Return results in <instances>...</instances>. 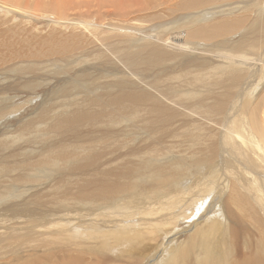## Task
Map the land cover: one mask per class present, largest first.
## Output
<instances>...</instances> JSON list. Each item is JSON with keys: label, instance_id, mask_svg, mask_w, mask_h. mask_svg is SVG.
<instances>
[{"label": "bare ground", "instance_id": "1", "mask_svg": "<svg viewBox=\"0 0 264 264\" xmlns=\"http://www.w3.org/2000/svg\"><path fill=\"white\" fill-rule=\"evenodd\" d=\"M207 1L208 0H0V27L2 28L1 25L7 26L6 31L0 29V38H3L1 41H6L5 45H1L0 43V47L6 50H15L18 46H30V42H26L23 38L21 39V36L16 44H12L9 41L11 34L14 36L17 34L22 35L20 28L24 25L27 27H35L37 30L48 28L50 25L46 26L43 24L40 28L38 25L42 24V18L51 19L52 24L55 25V29L48 33L46 39H40V44H38L48 49L47 54L43 53L40 56L30 54L33 59H39V57L42 59L45 58L44 63L46 64L50 60L49 58L56 57V51L58 50L52 47L50 43L60 44L61 40L58 38V34L69 27L73 29V33L71 32V38L73 40H79V42L77 41L79 45L84 41V39L82 41L81 38L86 37L88 34L89 36H92V39L95 36H98L97 38H99V34L101 33L100 30L104 32H114L113 34L115 35V38L116 36L118 38L119 35L123 36L125 33L136 35L135 33L137 29H139L138 31L140 32L142 30L140 29L141 26H139L140 28L136 26H134L135 28H132L133 23L137 20H145L146 17H150L149 19H156L158 18V16H155L156 13L165 14L172 12L173 8L178 10V5H180V11L184 12L189 6L203 5ZM220 1L221 0H214V3ZM257 7H260V5ZM257 7L256 11L259 12V15L264 14V6H262L263 9ZM217 8L218 6L216 9ZM176 13L168 17V19L172 20L171 25H174L172 26L173 33L176 32L174 31L176 28H184L196 21L200 22L202 18L207 21L209 18L206 17L214 14L213 11L205 14H203L204 12L199 11L183 16L179 19L177 18ZM21 19L26 21L22 23L20 21ZM188 19V24L184 23ZM219 24L217 25L219 26ZM215 25L210 27L217 28ZM230 25L231 24H229V26ZM227 26L228 25L225 27ZM258 27L260 32L264 34V18L262 19V24ZM208 28L209 27L207 26L203 31ZM168 29L169 28H167V30ZM231 29L232 28L230 27L229 30ZM140 32H138L139 35H141ZM142 32L144 31L142 30ZM153 32L154 31H152V33ZM155 32L153 34L154 36H156ZM84 33H86V36H83ZM215 33L217 34V32L213 30L209 34H206L197 28L195 32L187 33L184 37L181 36L180 39H201L202 36L205 38L212 36L215 37ZM170 34L172 35V33ZM68 37L69 36H66L65 38ZM137 37L138 35L136 38ZM115 38L110 37L111 40ZM88 39L92 41L91 38ZM144 39L145 37L143 40ZM174 39L176 40V38ZM69 40L68 42H70ZM80 40L82 42H80ZM107 40H109V38H107ZM136 40L138 41V38ZM68 42L64 44L61 43L62 46L60 45L61 48L59 49V54L65 53L64 51L69 48L65 46ZM149 42H146V44H150L149 48H152L151 50L148 49V46H144L146 47L145 49L149 50V53L151 52L148 57H146L147 54L145 56H140V58L137 55H133L134 52L131 51V48L134 45L131 43L133 46L128 47L130 45V43H128L127 52H129V54L132 52L133 54L126 58L122 57L121 59L118 56L120 60H118L116 64L123 65L129 70H135L134 68H137L139 65L144 66V68L153 67L151 64L159 62L162 58L161 54L163 55L165 51H162L161 44V48L159 49L156 44L155 46H152ZM160 42L162 43V41ZM199 45L198 43H191L188 44L186 48L194 50ZM201 47L202 46H200V48ZM145 49L144 51H146ZM82 51L84 52L86 50L84 49ZM120 53L122 54L123 52L121 51ZM106 55L104 56L106 57ZM164 55L167 54L164 53ZM181 56L179 55L178 57ZM164 57L166 56H163V58ZM20 59L21 56L19 54H16L13 57V60ZM29 59H31V57ZM60 60L62 59L60 58ZM190 62L192 63L194 61L191 59ZM55 63L60 64L53 62V66H55ZM68 63L72 62L66 61L65 64H63L65 66L64 68L68 67ZM108 63H110L109 60ZM73 64L74 63H72V65ZM30 65L33 66L32 64ZM30 65H26V74L33 73L35 75L37 72ZM40 68L43 73H46L47 69H50L49 71L52 70L49 65H42ZM220 68L224 70L228 69L226 66H220ZM262 68H264V66H262ZM18 69L15 71H13V69H10L9 71L5 70L3 74L5 76L12 75L9 80L14 81L18 75L25 76L24 69H19L21 71L19 73ZM260 70L263 71V69ZM151 71L149 70L147 72L149 73ZM255 71L257 72V70ZM129 73L132 74L133 72L131 73L130 71ZM60 74H62L61 71ZM133 75L136 76L137 74L135 75L134 72ZM261 76H263V74ZM85 77L86 76L82 75V78L86 81ZM87 77L90 79V75ZM232 77L233 76H231V78ZM139 78L141 79V76ZM235 78L232 80L236 82L240 80V78L239 80L238 78L235 80ZM21 79H24L22 87L26 88V91H32L33 82L26 78H19L17 82ZM105 79L106 78L103 80L104 82H106L108 78L106 81ZM126 80L127 79H124V81ZM109 81L110 80H108V83L106 82L107 87H111L115 82L117 83L116 80L115 82L114 80ZM104 82L103 84H105ZM16 83L14 85H16ZM97 83H99L98 80ZM139 84V89H141V85L143 84ZM256 85L257 84H252V87L254 88ZM9 86L13 85L10 84ZM122 86H126V84ZM137 86L139 85L137 84L136 87ZM148 86L145 87V90ZM156 86L159 88L157 84L155 85V88ZM118 87L117 89H119ZM126 87H124V89ZM150 87L153 89V84H151ZM131 89L130 91L125 90L137 96V100L129 94L128 99L133 107L131 106V112H129L127 116L124 115L125 117L123 118H128L132 123V126L131 128L126 129L121 126L119 128L122 129L114 131V134L117 136L115 141L117 143L120 142L118 144L125 145V143H129L132 146L121 150H109L107 152V149L105 150V148L102 147L97 149L94 153L91 152L92 150L90 151V149H87V147L84 151L82 150V154L81 151L80 153L77 151L79 153L78 157L80 158H76L75 160L80 159L81 161L83 156L81 161L82 165L80 166L77 163V165L80 166L78 167L79 169H77L81 176L86 177L85 185L71 195V192L68 190H65L63 194H60L58 191H53L51 194L45 192L47 196L44 195V193H37L40 196V200H35L26 204L24 208V211H26L24 216L19 212H17L16 215L9 214L10 212L14 213L16 207L9 205L5 201L6 197H8L7 195L12 196L16 193L21 194V196L28 195L25 188L20 189L18 187V181L14 182L20 175L16 176L15 172L18 169L37 172L38 174H42L43 177L39 180L45 178V182H47L50 180V178L47 177L50 171L57 169L60 165L63 166L64 171L65 164L69 165L72 159V156H70L71 151L67 150L65 147L67 144L58 149H48L44 152L42 159L39 158L40 160H38V162L22 165L21 160L26 156L35 153L38 144H40L43 139L39 133L34 134V131L38 128L35 126L42 125L49 117L48 112H40L41 114L40 117L37 118V121L35 117H32L35 120L24 122V127L20 129L18 137L15 136L14 133L9 134L12 129L10 130V126L7 125L8 123H4L3 126V123L0 125V205L2 206V204L6 203V206H4L6 209L0 211V220L3 216L8 217L5 221V225L1 228V231L5 232V228L10 226L8 234L0 232V262L2 261L4 264H149L152 260L159 257V264H264V229L262 234L258 235L256 232H250L246 227L244 218L239 212L240 207L244 202V198L239 193V189L235 183L232 182V180H228L221 172V169L218 166V161H216L219 153L215 146H207L203 151L205 152L203 157L188 156L184 152L173 154L170 151L162 152L159 155L156 154V147L164 145L168 141L170 135L176 131L182 135V131L186 130V140L195 146L199 144L196 143L199 142V139L197 138V141L195 142L193 138L196 137H192V122L187 119L185 115L184 117L180 116L181 114L183 115L184 112L185 114L189 112L185 110L187 109L186 106L189 104L186 103V105L184 104L185 102L171 104L164 100L163 102L166 103V105L164 103H162V105L164 104L165 106L156 105V101L149 100L150 96L147 97V92H145V97L144 95H139L141 93L140 91L136 94L135 90ZM139 89L137 87V92ZM154 90L156 92L158 89ZM71 94L72 92L67 93L66 91H61V98H67L71 96ZM122 99L120 98V100H116L115 103L124 104V100ZM158 101L162 102L159 98ZM1 102L6 105L5 108L0 106V121L3 119L5 120L6 118L4 117L7 115L9 116L8 122H11L12 120L10 121V119L12 116L19 113V109H23L20 107L16 108L9 103L10 100H5V98L4 100L1 99ZM115 103L113 104L115 105ZM127 103L128 101L126 104ZM150 103H154L155 106L153 105L152 108ZM19 105L21 104L19 103ZM192 107H196V105L193 104ZM217 109H222V107ZM140 115L143 116V119H140L142 118ZM189 115L190 114H188V116ZM261 115L262 117H256L257 121L255 128L256 130H259L260 128V131H264V111ZM67 119L68 118L63 116L60 118L54 117L53 122L61 121L59 122V124H61L67 122ZM97 119L99 120V118ZM151 119H153V121H150ZM253 119H255V116ZM18 120L20 119L18 118ZM117 120H119V118H117ZM252 121L251 123L253 125L254 120ZM70 123L73 127L74 120ZM110 123V125H116L112 124V121ZM120 124H122V121ZM123 125H125V123ZM97 134L98 133H96V135ZM194 134L196 133L194 132ZM101 135L103 140L107 136V131L104 130ZM198 136L199 135H197V137ZM96 139L98 140L99 138L97 137ZM44 140H46V138ZM84 140L87 141L88 139ZM8 141H10V143H7ZM77 142H81V138ZM104 142H106V140ZM81 143H79V145L83 147L84 144L82 143V145ZM92 143L86 144L94 145ZM101 143L103 142L101 141ZM229 143H231L230 138ZM76 144L78 145V143ZM79 147L80 146L77 148ZM13 150L16 153L19 152L20 154H23V157L17 162L11 161V158L14 155ZM75 157L76 156H74V158ZM103 158L105 161H101ZM73 166L71 167L73 168ZM62 173L63 172H61V174ZM32 177L35 178L36 176L26 175L23 178L30 179ZM9 182L13 184L8 186ZM38 185L41 184H35L34 187ZM33 195L34 194H32L29 199L32 200ZM14 197H17V195H14ZM46 197L47 199H45ZM223 199H225L223 207H219L221 209H217L218 212L214 213L216 211H214L215 206L219 205ZM43 200L45 201L44 203ZM77 206H80V208L77 209ZM43 207L45 211H43ZM211 212H213L214 216L205 220ZM23 217H25V220L16 223L17 220ZM203 219L205 220L204 223L201 222ZM23 222L24 224H22ZM166 228L169 230L165 231ZM190 228H196V230L193 233L184 235L183 239L178 240L180 238L179 236ZM117 230H123L124 232H117ZM172 237H178L174 244H172V248L170 247L172 250L175 246L178 247V254L176 253L177 255L175 256L171 254L172 251L168 254L167 251L169 250H167V247L165 246L166 242ZM150 241L154 243L155 247V249L151 247V249H154L151 254H149V248L144 246L146 242ZM105 251L108 252L104 255Z\"/></svg>", "mask_w": 264, "mask_h": 264}, {"label": "rangeland", "instance_id": "2", "mask_svg": "<svg viewBox=\"0 0 264 264\" xmlns=\"http://www.w3.org/2000/svg\"><path fill=\"white\" fill-rule=\"evenodd\" d=\"M258 5H260V7H257ZM178 6L180 7V5ZM217 6L218 8L216 9ZM262 6H264V0H221L218 3H214V0H208L203 5L187 7L186 8L187 10L184 12H181L180 8L177 7L178 10L176 8H173L172 12H168L165 14L156 13L155 16H158V18L156 19L155 18L149 19L150 17H146L145 20L143 19L137 20L133 23L132 28H135L134 26L140 28L139 26H141L140 29H142L144 32H142V30L140 32L138 31L139 29L136 28L137 29L135 33L136 35L131 33H125L123 34V36L119 35L118 38L117 36L115 38V35L113 34L114 32H110V31L104 32L100 30L101 33L99 34V38H97L98 36H95L92 39V36H89V34L86 36V33H84L83 36L86 37L81 38L82 41L84 39L83 41L84 43L80 40V42H82L80 45L78 43L79 40H73L71 38L73 29L69 27L68 29L63 30L61 33L58 34V38L61 40L62 44L68 42V40L70 39L69 40L70 42H68V44L65 45L69 48L66 51H64L65 53L59 54L58 52L62 44L50 43L52 47L58 50L56 51V55H55L56 57L49 58L50 60L46 64L44 63L45 58L42 59L39 57V59H35V58L33 59L31 55L40 56L43 53L47 54L48 49L38 44H40L39 41L40 39H46L48 33L55 29L54 28L55 25L52 24L51 19L42 18L41 19L42 24L38 25L39 28L42 27L41 25L43 24L46 26L50 25L48 28L37 30L35 29V27L32 26L27 27L24 25L22 28H20V32L22 35L17 34L16 36H14L11 34L9 41L12 44H16L21 36V39L23 38V40H25L26 42H30V46L28 47L18 46L17 49L15 50H6L0 47V106L5 108L6 104H3V102H1V99L4 100L5 98V100H10L9 103L14 105L16 108L20 107L23 109H19V113H16L15 115L12 116V118L10 119V121L12 120L11 122H8L9 116L6 115L4 117L6 119L0 121V125L3 123L2 124L3 126L4 123H8L7 125L10 126L9 127L10 130L12 129L11 133L9 134L14 133L15 136L18 137L20 133V129L24 127L23 125L24 122H30L35 119L37 121V118L40 117V114L43 111H47L49 117L43 122L42 125L35 126L38 128L37 130L34 131V134L39 133L43 137V139L41 143L38 144L36 152L23 158L21 160L22 161L21 164L26 165V164L36 163L38 162V160L42 159V157L44 156V152L46 150L58 149L59 147L65 146L66 144L67 145L65 147L67 148V150L71 151L72 155L70 154V156H72V159L69 165L65 164L64 171L62 165H60L57 169H53L52 171H50L47 177H49L51 181L48 180L47 182H45V178L39 180L43 178L42 174H38L37 172H33V171H27L24 169L23 170L18 169L15 172V175L16 176L19 174L20 175L17 177L16 181L14 182L18 181L19 183L18 187L20 189L25 188L27 191L26 193L28 195L21 196V194L18 193L14 194L17 195V197H14V195L12 196L7 195L8 197H6L5 201L9 205H13L16 207V211L14 213L10 212L9 214L16 215V213L19 212L20 214H22V216H24L26 212L24 211L26 204H29L35 200H40V196H39L40 193H44V195L47 196L45 192H49L51 194L53 191H58L60 192V194H63L65 190H68L71 192L70 193L71 195L77 192L80 188H82L85 185L86 177L81 176V174L78 171L79 169L78 167L82 165L81 161L83 159V156L81 158V161L80 159H78L80 162L75 159L80 158L78 157V154L80 153V151L82 154L83 153L82 150L84 151L86 147L87 149H90V151L92 150L91 152L94 153L95 151H97V149H100V147L105 148V150L107 149L106 150L107 152L109 150H121L132 146L129 143H125V145L118 144L120 142L117 143L115 141V138L117 136L114 134L115 133L114 131H117L118 129L120 130L122 128L125 129L131 128L132 126V123L128 118H123L127 116L129 112H131L130 109L133 107V105L128 99L129 94H131L135 98V100H137V96L129 92L130 89L132 88L131 90H135L136 94H138L140 91L141 93L139 95L145 96L146 95L145 92H147V97L150 96L149 97L150 99L149 98L148 99L152 101H156V105L158 104L161 106L162 103H164L163 102L164 100L167 101V103H171V104H179L183 102H185L184 104L186 103L189 104L188 106H186L187 109H185L189 112H187L186 114L184 112L183 115L181 114L180 116L184 117L185 115V117H187V119H189L192 122L193 125L191 126L193 133L192 137H196L193 138L195 142L197 141L198 138L199 142L196 143L199 144L195 146L186 140L185 138L186 136L185 134H187L186 130L182 131V135L176 131L170 135L168 141L164 145H159L156 147L155 149L156 154L159 155L162 152L170 151L173 154L184 152L188 156L203 157V155L205 154V152L203 151L207 146L210 147L215 146L216 150L219 153L216 161H218V166L220 167L221 172L228 180L230 181L232 180V182L235 183V185L239 189V193L244 198V202L241 205L239 212L240 215L244 218V223L246 227L250 232H256L258 235L262 234L264 229V133H263L264 131H260V128L259 130H256L255 128L257 121L256 117L258 116L262 117L261 113L264 111V68H262V66H264V34L260 32L258 27L260 24H262V19L264 18V14L259 15V12L256 11V7L263 9ZM199 11L204 12L203 14L213 11L214 14L210 15L209 17H206L209 18L207 21L202 18L200 22L196 21L195 23L191 25H187L184 28L183 27H180L179 29L176 28L174 30L176 32L174 33L172 32V26L174 25L173 24L171 25L172 20L168 19L169 16L177 12L176 13L177 18L180 19L183 16H187L189 14L196 13ZM20 21L23 23L26 20L21 19ZM188 22L189 19L186 20L184 23L188 24ZM111 23L114 24L113 22ZM217 24H219V26ZM224 24L228 26L225 27L226 25ZM229 24L231 25L229 26ZM214 25L217 28L210 27ZM1 26H2V28L0 27L1 30L3 31L7 30L6 25L5 26L1 25ZM207 26L209 28L203 31V29L207 28ZM166 27L169 29L167 30ZM230 27L232 28L231 30H229ZM197 28L198 30L206 34H209L213 30L217 32V34L215 33L216 34L215 37L212 36L208 38L202 36L201 39L198 38L197 39L190 38V40L180 39L181 36L184 37V35L187 33L195 32ZM147 31H148V35H147ZM152 31L154 32L156 31L155 32L156 36L153 35L154 32L152 33ZM138 32H140L141 35H139ZM170 33H172V35ZM137 35H138L137 37L138 41L136 40ZM66 36L69 37L65 38ZM110 37H114L115 39L111 40ZM144 37L145 39L143 40ZM88 38H91L92 41L94 42H92ZM107 38H109V40H107ZM174 38H176V40ZM1 39L3 38H0L1 45H5L6 41H1ZM125 41L127 44L125 43ZM158 41L159 42L162 41V43L161 42L159 43ZM146 42L151 43L152 46L153 45L155 46L156 44L157 47H159V49L162 46L161 48L162 51L163 52L165 51L164 53L167 54V55H164V53L163 55L161 54L162 58L163 56H166L163 58L164 60L161 58V60L156 64L155 63L151 64L153 66L151 68L148 67L144 68V66L139 65L137 67L138 70L137 68H134L135 70H129L123 65L116 64L118 60H120L122 57L126 58L127 56L133 54L132 52H134L133 55H137L139 56V58L140 56H145L146 54H147L146 57H148L151 53V52L149 53V50H151L152 48H149L150 44H146ZM128 43H130L128 47H132L133 45H134L133 47H136V48L133 47L131 48L132 52H130V54L129 52H127ZM191 43H198V45L200 43L201 44L194 50L187 49L186 47L188 46V44ZM144 46H148L149 50L145 49L146 47ZM200 46L202 47L200 48ZM84 49L86 51L83 52L82 50ZM144 49L146 51H144ZM121 51L123 52L122 53L123 56L120 53ZM16 54H19L21 56L20 60H13V57ZM104 55H106V57ZM179 55L180 56L182 55L181 56L182 58L178 57ZM118 56L120 57V59L118 58ZM30 57L31 59H29ZM26 58L28 59L29 63ZM60 58L63 61L60 60ZM191 59L194 62L191 63L190 62ZM108 60L110 61V63H108ZM66 61L72 62L74 64L72 65V63H68V67L64 68L65 66L63 64H65ZM53 62H57L60 64L55 63V66H53ZM27 63L29 65L30 64L33 65L30 66L36 70L37 73L35 75L33 73L26 74L27 71L26 65H28ZM42 65H49L51 66L52 70L49 71L50 69H47L46 73H43L41 72V68H40ZM220 66L221 67L226 66L228 67V69L225 70L221 69ZM18 68L19 69L22 68V70L24 69L25 76L18 75L17 78L14 79V81L11 80L12 82L9 80V78H11L12 75L5 76L3 74L5 70L9 71L10 69H13V71H15ZM260 69H263V71ZM146 70L147 71L152 70V71L148 73ZM255 70H257V72ZM60 71L63 75L60 74ZM130 71L131 73L132 72L133 73L130 74L129 73ZM19 72L21 71L19 70L18 73ZM134 72L135 75L137 74L136 76L133 75ZM262 74L263 76H261ZM82 75L86 76L85 77L86 81L84 80V78H82ZM89 75H90V79H88L87 77ZM140 76L141 79L139 78ZM231 76L233 77L231 78ZM235 77L238 78V80L240 78V80L239 81L237 80L238 82L233 81L234 80L233 78ZM19 78H26L29 79V81H32L33 82L32 91H28V90L26 91V88L22 87L23 86L22 83L24 79L23 80L21 79L17 82ZM104 78L106 79L108 78L107 81L105 79L107 83L108 80L110 81L114 80V82L116 80L117 83L115 82L113 84L114 86L112 85L111 87H107L106 82L103 81ZM124 79H127L128 82L127 80L124 81ZM97 80L99 83H97ZM103 82L105 84H103ZM15 83L16 85H14ZM139 83L143 84L141 85V89H139L140 87ZM10 84L13 85L15 88L13 86H9ZM125 84L128 88L126 86H122ZM137 84L139 85L137 86L139 89L138 92L136 87ZM151 84H153L154 87L153 89L150 87ZM156 84L158 85L159 88H157V86L155 88ZM252 84L253 85L257 84V85L256 87L253 88ZM146 86H148L150 90L148 88H146L145 90ZM117 87L119 89H117ZM124 87H126L125 89L129 91H126ZM154 89L156 90L158 89V90L155 92ZM61 91H66L67 93L72 92V94L67 98H61L62 97ZM97 94L100 96H98ZM92 97H94L95 100ZM124 97H126L127 99ZM120 98L121 99L123 98L122 100H124L125 105L123 103L122 104L115 103V101L118 99L120 100ZM158 98L162 102H159ZM127 101L128 103L126 104ZM19 103L21 105H19ZM113 103H115L116 106ZM154 103H150L152 108ZM164 104L166 105V103ZM164 104L162 106H165ZM193 104H195L196 107H192ZM220 107H222V109H217ZM125 110L128 112H126ZM82 112L86 116H84ZM188 114L190 115L188 116ZM78 115L80 118L78 117ZM61 116L68 118L67 122L61 124H59V122L61 121H55L56 123L53 122L54 117L60 118ZM87 116L89 117V120ZM254 116L255 119H253ZM32 117H35V119H33ZM140 117H142L140 119H143L142 115H140ZM18 118L20 120H18ZM97 118H99V120L102 119L103 121L102 120L99 121ZM117 118H119V120H117ZM73 120H74V126L72 127L70 122H72ZM91 120L94 121L92 122ZM109 120L113 122L112 124H116V125L114 126L110 125L111 121ZM120 120L122 121V124H120L121 123ZM252 120H254L253 125L251 123ZM150 121H153V119H151ZM123 122L125 123V125H123L124 124ZM121 126L123 127L119 128ZM90 129H92L93 131ZM102 130L107 131V136L103 140L101 135L103 132ZM194 132L196 134H194ZM96 133L98 134L96 135ZM260 134H262L263 136ZM197 135L199 136L197 137ZM82 136L84 139H88V140L87 141L84 140ZM97 137L100 139V140L98 139L99 141L96 139ZM45 138L46 140H44ZM80 138H81V142L84 144L83 147L79 145V143L81 142H77L80 140ZM229 138L231 143H229ZM259 138L261 141L259 140ZM253 139H255L256 141ZM105 140L106 142H104ZM257 140L258 142L260 141L259 143L261 145L257 142ZM10 141H8L7 143H10ZM101 141L104 144L101 143ZM84 142L88 144L92 143L94 145H88ZM76 143H78V145ZM78 146H80L81 149L80 147L77 148ZM13 154L14 155L11 158L12 162H17L20 158L23 157V154H20L19 152L16 153L14 152V150H13ZM74 156L76 157L74 158ZM101 161H105V159L103 158ZM77 163L80 166H78ZM71 166H73V168ZM61 172H63L62 173L63 175L61 174ZM26 175H35L38 178L32 177L30 179H24L23 177ZM10 184L13 183L9 182L8 186H10ZM35 184H41V185L34 187ZM32 194H34L33 195L34 200L29 199ZM45 199H47V197ZM44 202L45 201L43 200V203ZM224 202L225 199H223V201H221L219 205L215 206L214 211L215 210L216 211L213 212L214 213L218 212V210L221 209L219 207H223ZM4 206H6V203L2 204V206L0 205V211H2V209L4 210L6 209V207ZM79 208L80 206H77V209ZM43 211H45L44 207H43ZM213 212L209 213V215L207 216V218H205V220H207L211 216H214ZM24 218L25 217L20 218L19 220L16 221V223L25 220ZM6 219H8V217L3 216L0 220V232H2L1 228L5 225ZM205 220L203 219L201 222L204 223ZM22 224H24V222ZM5 229L6 231L2 233L8 234L10 226H7ZM168 230L169 229L166 228L165 231ZM195 230L196 228H190L186 230L179 236L180 238L178 240L183 239L184 235L193 233ZM117 232H124V231L117 230ZM177 238L178 237H172L165 244L167 250H169L167 251L168 254L170 253V251H172L171 254L173 256L178 254L177 246H175L173 250L171 249L173 246L172 244H174ZM146 244L148 245L150 244V245L148 246ZM146 244L144 246H147V248H149V254H151L155 249L154 243L150 241V242H146ZM151 247H153L154 249H151ZM107 252L108 251H105L104 255ZM158 260L159 257L155 260H152L149 264H159L160 260L159 261ZM0 264H4V263L1 261Z\"/></svg>", "mask_w": 264, "mask_h": 264}]
</instances>
